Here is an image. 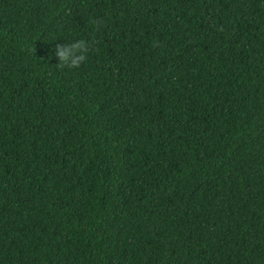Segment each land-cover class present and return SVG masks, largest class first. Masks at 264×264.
<instances>
[{"label":"trees","instance_id":"1","mask_svg":"<svg viewBox=\"0 0 264 264\" xmlns=\"http://www.w3.org/2000/svg\"><path fill=\"white\" fill-rule=\"evenodd\" d=\"M0 264H264V0H0Z\"/></svg>","mask_w":264,"mask_h":264},{"label":"clouds","instance_id":"2","mask_svg":"<svg viewBox=\"0 0 264 264\" xmlns=\"http://www.w3.org/2000/svg\"><path fill=\"white\" fill-rule=\"evenodd\" d=\"M84 59H85L84 56H81V57L78 58L79 61H83ZM79 64H80V63H79L78 61H73V66L78 67Z\"/></svg>","mask_w":264,"mask_h":264}]
</instances>
